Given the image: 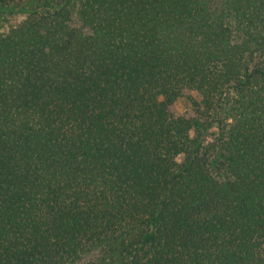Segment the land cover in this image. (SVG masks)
<instances>
[{
	"label": "trees",
	"instance_id": "trees-1",
	"mask_svg": "<svg viewBox=\"0 0 264 264\" xmlns=\"http://www.w3.org/2000/svg\"><path fill=\"white\" fill-rule=\"evenodd\" d=\"M16 7L0 264H264V0Z\"/></svg>",
	"mask_w": 264,
	"mask_h": 264
},
{
	"label": "rangeland",
	"instance_id": "rangeland-1",
	"mask_svg": "<svg viewBox=\"0 0 264 264\" xmlns=\"http://www.w3.org/2000/svg\"><path fill=\"white\" fill-rule=\"evenodd\" d=\"M1 16L9 19L10 21L11 20H19L20 18H22L23 13L16 7V9H14L13 11H11V10L1 11L0 10V18H1ZM175 109L179 113H184L188 109V104L185 100L181 99L178 102H176Z\"/></svg>",
	"mask_w": 264,
	"mask_h": 264
}]
</instances>
